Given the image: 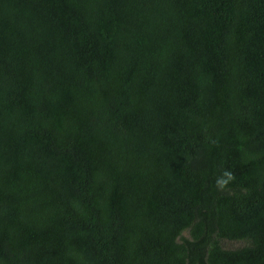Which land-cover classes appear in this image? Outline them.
Masks as SVG:
<instances>
[{"label":"trees","instance_id":"16d2710c","mask_svg":"<svg viewBox=\"0 0 264 264\" xmlns=\"http://www.w3.org/2000/svg\"><path fill=\"white\" fill-rule=\"evenodd\" d=\"M0 264H264V0H0Z\"/></svg>","mask_w":264,"mask_h":264},{"label":"clouds","instance_id":"9594fccd","mask_svg":"<svg viewBox=\"0 0 264 264\" xmlns=\"http://www.w3.org/2000/svg\"><path fill=\"white\" fill-rule=\"evenodd\" d=\"M234 179V175L230 172L225 170L221 177L217 178L216 184L217 187L222 189L228 185V183Z\"/></svg>","mask_w":264,"mask_h":264}]
</instances>
